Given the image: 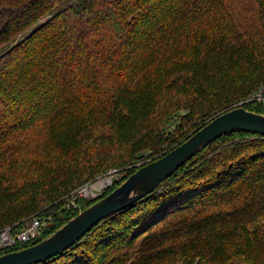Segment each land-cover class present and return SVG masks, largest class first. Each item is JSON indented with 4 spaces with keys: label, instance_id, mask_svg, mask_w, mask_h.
I'll use <instances>...</instances> for the list:
<instances>
[{
    "label": "trees",
    "instance_id": "1",
    "mask_svg": "<svg viewBox=\"0 0 264 264\" xmlns=\"http://www.w3.org/2000/svg\"><path fill=\"white\" fill-rule=\"evenodd\" d=\"M64 1L0 0V228L43 221L0 255L264 84V0H73L8 45ZM110 169L122 180L68 205ZM37 264H264V135L220 136Z\"/></svg>",
    "mask_w": 264,
    "mask_h": 264
},
{
    "label": "water",
    "instance_id": "2",
    "mask_svg": "<svg viewBox=\"0 0 264 264\" xmlns=\"http://www.w3.org/2000/svg\"><path fill=\"white\" fill-rule=\"evenodd\" d=\"M242 131L264 135V114L235 107L221 112L157 159L138 167L112 191L80 210L53 233L0 255V264H37L77 244L105 218L151 194L178 167L220 136Z\"/></svg>",
    "mask_w": 264,
    "mask_h": 264
},
{
    "label": "built area",
    "instance_id": "3",
    "mask_svg": "<svg viewBox=\"0 0 264 264\" xmlns=\"http://www.w3.org/2000/svg\"><path fill=\"white\" fill-rule=\"evenodd\" d=\"M248 103L257 104L264 108V84L259 85L243 99L236 102L234 106L243 107L244 104ZM112 184V175L104 181L88 182L70 193L68 205L78 208L77 200L79 199H98ZM42 225V220L33 217L26 221L19 231L15 230L13 226L0 228V249H10L29 242L38 235Z\"/></svg>",
    "mask_w": 264,
    "mask_h": 264
},
{
    "label": "rangeland",
    "instance_id": "4",
    "mask_svg": "<svg viewBox=\"0 0 264 264\" xmlns=\"http://www.w3.org/2000/svg\"><path fill=\"white\" fill-rule=\"evenodd\" d=\"M71 1H73V0H65L60 6H58V7H56V8H54L52 11H50V13L48 14V15H45L44 17H42L40 20H38L37 22H35L33 25H31L30 27H28L26 30H24L20 35H18V36H16L14 39H12L11 41H10V43H8V45L9 44H13V43H16L17 41H19L21 38H23L24 36H26L27 34H29L33 29H35L38 25H40L45 19H47L50 15H52V14H54L55 12H57L59 9H61L63 6H65L67 3H69V2H71ZM7 45H3L1 48H0V53H2L4 50H5V48H7L6 47ZM243 99V98H242ZM240 100V99H239ZM239 100H237V101H234L233 103H231V104H229L224 110H228V109H231V108H233V107H235L234 105L236 104V102H238ZM223 110V111H224ZM177 122H178V118L177 117H175L172 121H171V123L168 125V127L166 128V132H174L173 130H174V128H175V126H176V124H177ZM193 131H191V132H188L187 133V135H190L191 133H192ZM148 161H151V160H149V159H147V160H143V161H141V163L142 162H148ZM141 163H139V164H141ZM139 164H137L136 165V168L138 167V166H141V165H139ZM117 170V171H116ZM124 171H120V170H118V169H110L109 171H106L105 173H102V174H99V175H96L95 177H93L92 179H90L89 181H87V182H85V183H83V184H81L80 186H82V185H84V184H86V183H88V182H95V181H98V180H100V181H104V180H106L107 178H109V176L110 175H112V177H113V181H121L122 180V178H123V176H124ZM80 186H78L77 188H79ZM76 188V189H77ZM75 190V189H74ZM73 190V191H74Z\"/></svg>",
    "mask_w": 264,
    "mask_h": 264
}]
</instances>
